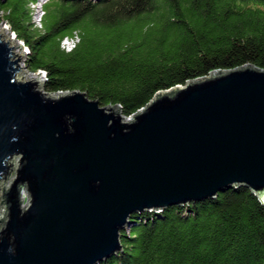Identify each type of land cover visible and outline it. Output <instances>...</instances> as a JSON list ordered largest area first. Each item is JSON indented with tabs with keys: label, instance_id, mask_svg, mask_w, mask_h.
<instances>
[{
	"label": "water",
	"instance_id": "obj_1",
	"mask_svg": "<svg viewBox=\"0 0 264 264\" xmlns=\"http://www.w3.org/2000/svg\"><path fill=\"white\" fill-rule=\"evenodd\" d=\"M3 35L0 264H99L133 213L240 184L264 204V68L213 70L125 117L81 89L45 91L42 74L21 79L24 53Z\"/></svg>",
	"mask_w": 264,
	"mask_h": 264
},
{
	"label": "trees",
	"instance_id": "obj_2",
	"mask_svg": "<svg viewBox=\"0 0 264 264\" xmlns=\"http://www.w3.org/2000/svg\"><path fill=\"white\" fill-rule=\"evenodd\" d=\"M0 0V17L44 71L49 93L81 89L125 117L213 70L264 68V0ZM107 42L89 40L93 29ZM65 37H77L71 49ZM99 264H264V204L245 184L214 198L131 215Z\"/></svg>",
	"mask_w": 264,
	"mask_h": 264
},
{
	"label": "rangeland",
	"instance_id": "obj_3",
	"mask_svg": "<svg viewBox=\"0 0 264 264\" xmlns=\"http://www.w3.org/2000/svg\"><path fill=\"white\" fill-rule=\"evenodd\" d=\"M52 2L56 1V0H51ZM50 1V2H51ZM99 32L100 30L99 29H93L92 32H91V37H88L89 40H92L94 42L98 41V39L101 37L99 35ZM0 33H2V35L7 39L9 40V42L14 46V49H15V53H18V55L24 53L22 55V57L18 60L19 62V65L21 66L20 69H23V70H20L19 71V77L23 80H32V79H35V78H38L40 76V78L43 79V82L45 81L46 77H45V74L41 73L40 71H32L30 70L28 67H27V64H26V58L28 56V53H29V48L26 47V43L23 42L22 40H19L12 32L9 24L2 18L0 17ZM101 41L103 42H107L105 38H100ZM62 44L65 46V47H71L72 44L69 42V41H62ZM42 89H43V85L40 86ZM124 120H128L127 118H124ZM15 178V173L14 171L11 172L10 174V178H8L7 180H4L1 185L3 187V185L5 184V187H9L10 186V183L13 181V179ZM23 202H24V205L27 206L29 204V195L27 193H24L23 194ZM1 198H0V217L3 219L2 220V223L0 224V228L3 227L4 223H5V220L7 219V216H5V213H3L5 211V206L1 203Z\"/></svg>",
	"mask_w": 264,
	"mask_h": 264
},
{
	"label": "built area",
	"instance_id": "obj_4",
	"mask_svg": "<svg viewBox=\"0 0 264 264\" xmlns=\"http://www.w3.org/2000/svg\"><path fill=\"white\" fill-rule=\"evenodd\" d=\"M49 1L50 0H36V1H33L31 3V7H32V10H33V21L38 27H41V28L43 27L44 16L46 15V4ZM13 34L15 35L14 32H13ZM66 40L69 41L72 44V46L71 47H67V49H71V48L74 47V45L78 41V38L77 37L66 38L64 41H66ZM40 72L45 74L44 71H40ZM45 76H46V74H45ZM128 117H130V116H128Z\"/></svg>",
	"mask_w": 264,
	"mask_h": 264
},
{
	"label": "clouds",
	"instance_id": "obj_5",
	"mask_svg": "<svg viewBox=\"0 0 264 264\" xmlns=\"http://www.w3.org/2000/svg\"><path fill=\"white\" fill-rule=\"evenodd\" d=\"M66 38H71V37H65L64 40H65ZM64 40H63V41H64ZM62 46L65 47L63 44H62ZM65 48L67 49V47H65Z\"/></svg>",
	"mask_w": 264,
	"mask_h": 264
},
{
	"label": "bare ground",
	"instance_id": "obj_6",
	"mask_svg": "<svg viewBox=\"0 0 264 264\" xmlns=\"http://www.w3.org/2000/svg\"><path fill=\"white\" fill-rule=\"evenodd\" d=\"M23 206L26 207V206L24 205V202H23Z\"/></svg>",
	"mask_w": 264,
	"mask_h": 264
}]
</instances>
